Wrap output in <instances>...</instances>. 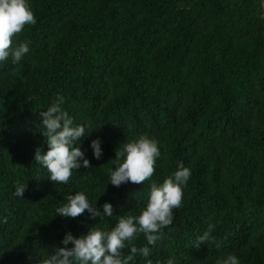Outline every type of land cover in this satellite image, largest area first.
Listing matches in <instances>:
<instances>
[{"label":"trees","instance_id":"1","mask_svg":"<svg viewBox=\"0 0 264 264\" xmlns=\"http://www.w3.org/2000/svg\"><path fill=\"white\" fill-rule=\"evenodd\" d=\"M264 0H0V264H264Z\"/></svg>","mask_w":264,"mask_h":264},{"label":"rangeland","instance_id":"2","mask_svg":"<svg viewBox=\"0 0 264 264\" xmlns=\"http://www.w3.org/2000/svg\"><path fill=\"white\" fill-rule=\"evenodd\" d=\"M263 8H264V3H263Z\"/></svg>","mask_w":264,"mask_h":264}]
</instances>
